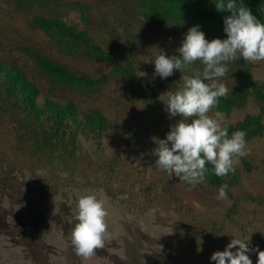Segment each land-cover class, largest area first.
Masks as SVG:
<instances>
[{
  "label": "rangeland",
  "instance_id": "1",
  "mask_svg": "<svg viewBox=\"0 0 264 264\" xmlns=\"http://www.w3.org/2000/svg\"><path fill=\"white\" fill-rule=\"evenodd\" d=\"M26 2L0 0V264H215L213 252L233 238H250V247L264 251V61L247 62L259 96L246 92L229 111L217 105L209 113L224 114L229 136L245 131L248 152L224 176L233 183L227 199L217 200L220 186L208 173L193 187L169 176L153 154L152 137L166 138L182 119L170 117L158 96L203 66L197 61L161 79L151 62L160 51L179 56L191 27L161 22L133 0ZM39 15L61 16L112 59L132 65L136 86L83 44L43 27ZM200 31L209 41L227 38ZM42 61L70 77L59 79ZM244 64L242 57L227 62L219 82L228 93L245 90L238 75ZM85 195L102 199L108 211L104 245L88 258L70 239ZM248 255L256 264V253Z\"/></svg>",
  "mask_w": 264,
  "mask_h": 264
},
{
  "label": "clouds",
  "instance_id": "2",
  "mask_svg": "<svg viewBox=\"0 0 264 264\" xmlns=\"http://www.w3.org/2000/svg\"><path fill=\"white\" fill-rule=\"evenodd\" d=\"M214 6L218 12L231 13L223 19L226 39L209 41L199 26H193L177 49L179 56H168L160 51L151 62L154 64L153 77L161 79L197 61L203 66L202 72L181 76L180 87L175 92L169 90L158 96L170 117L179 115L182 119L170 126L166 138L152 137L156 145L153 154L158 157L156 165L169 176L175 174L180 181L193 187L205 184L206 173L210 171L207 164L213 166L211 171L215 176L224 177L235 171L234 165L240 157L248 154L245 131L236 130L229 136L224 114L217 111L209 115L219 98L228 94L227 87L219 82L228 73L227 62L241 57L253 64L264 61V23L252 14L243 0L240 3L215 0ZM261 10L264 11V6ZM136 75L146 77L147 73L140 71ZM188 118H192L191 123L187 122ZM227 187L226 184L220 186L217 200L227 199ZM107 216L103 200L96 195L78 199L74 217L77 223L70 237L77 255L88 258L96 248L103 247ZM249 244L250 238L247 242L233 238L223 251L213 252L210 260L215 264H253L248 253L255 252L256 264H264V251Z\"/></svg>",
  "mask_w": 264,
  "mask_h": 264
},
{
  "label": "trees",
  "instance_id": "3",
  "mask_svg": "<svg viewBox=\"0 0 264 264\" xmlns=\"http://www.w3.org/2000/svg\"><path fill=\"white\" fill-rule=\"evenodd\" d=\"M35 1L39 2L40 0ZM18 2L25 5L30 4L29 2H26V0H18ZM133 2L137 5L138 8L148 10L149 15L152 14L155 16H159L161 22L169 23L170 21H175L179 25L182 24L184 27L199 26L200 30L210 32L213 31L214 35L217 33L224 32L223 19L225 16L231 14L229 12H218L214 6L215 0H133ZM237 2L240 3L242 2V0H237ZM243 3L246 7L251 10L252 14L256 16L258 20L264 23V11L261 10L262 6H264V0H243ZM35 19L43 27L48 28V26H53V28L57 31L58 34L65 35L76 40L78 43H81L86 48H88L93 54L105 60H108L109 63L113 66V71L120 78L125 79L126 84L131 87L136 86L137 81L135 80L133 66L129 63L122 64L121 62L112 59L103 51V49L97 43L90 40L84 31H78L73 25L64 23L61 16L58 15H56V17H54V19L52 20L46 19L43 15H39ZM42 64L53 73L59 75V79H67L66 77H70V74L59 65L53 64L48 61H42ZM244 68L245 69L242 71V73H237L238 75L244 77L246 80L247 85L245 90L243 89L240 91H235L233 93H228L226 97L219 98V108L221 107L224 110L229 111L233 106L245 101L246 92L250 91L256 96H259L262 92V86L254 84L251 66H249L247 62H245ZM25 87V89H29V85L26 84ZM141 91L142 90H140V92ZM147 96H150V94H148ZM67 109H69V107H67ZM66 110L63 114H66V116H71L72 112L69 111L67 113ZM64 119L66 118L63 115L59 117V121H62ZM249 119L256 120L254 118ZM224 125L229 128L232 127L228 123H225ZM242 126L248 127V124H243ZM206 167H208V169L210 170L208 172L209 179L214 184L218 186L225 185L224 177H217L214 175L213 171H211L213 169V166L211 164H207ZM232 184L233 183L230 182H228L227 184L228 187L226 191L229 193L231 190L230 186Z\"/></svg>",
  "mask_w": 264,
  "mask_h": 264
}]
</instances>
